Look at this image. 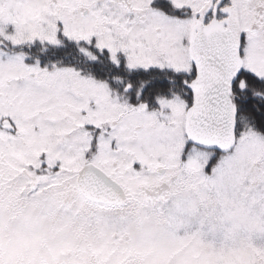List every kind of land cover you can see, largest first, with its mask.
<instances>
[{"label":"snow or ice","instance_id":"obj_1","mask_svg":"<svg viewBox=\"0 0 264 264\" xmlns=\"http://www.w3.org/2000/svg\"><path fill=\"white\" fill-rule=\"evenodd\" d=\"M0 264H264V0H0Z\"/></svg>","mask_w":264,"mask_h":264}]
</instances>
